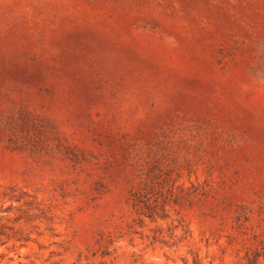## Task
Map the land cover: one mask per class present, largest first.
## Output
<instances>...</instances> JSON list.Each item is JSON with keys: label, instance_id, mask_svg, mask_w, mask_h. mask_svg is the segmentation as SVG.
Returning <instances> with one entry per match:
<instances>
[{"label": "rangeland", "instance_id": "rangeland-1", "mask_svg": "<svg viewBox=\"0 0 264 264\" xmlns=\"http://www.w3.org/2000/svg\"><path fill=\"white\" fill-rule=\"evenodd\" d=\"M0 264H264V0H0Z\"/></svg>", "mask_w": 264, "mask_h": 264}]
</instances>
